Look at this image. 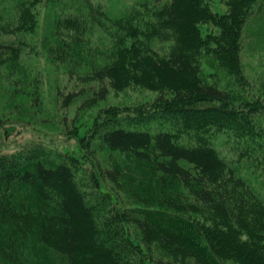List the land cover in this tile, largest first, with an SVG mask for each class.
<instances>
[{
    "label": "trees",
    "instance_id": "1",
    "mask_svg": "<svg viewBox=\"0 0 264 264\" xmlns=\"http://www.w3.org/2000/svg\"><path fill=\"white\" fill-rule=\"evenodd\" d=\"M39 1L17 0L18 26L5 23L6 34L32 30L31 8ZM224 1L221 15L213 12L211 0L138 2L109 21L115 37L101 51L84 38L88 26L108 21L98 7L58 20L57 45L49 54L71 78L88 85L92 94L85 107L104 100L109 88L140 85L157 92L153 111L141 118L157 119V129L120 120L118 109H111L95 118L86 149L95 142L131 154L171 193L159 202L161 208L118 209L101 217L77 179L80 160L50 166L36 158L0 156L2 264L28 262L18 246L25 237L35 238L63 264H173L155 258L153 247L179 264H264V95L247 92L240 58L242 30L258 0ZM204 25L217 26L218 35L203 38ZM23 46L0 42V70L18 71ZM204 57L235 77L238 93L203 82ZM85 90L69 94L64 106ZM213 128L246 140L239 156L262 178V192L241 175L240 164L225 161L211 145L207 133ZM181 135L190 136L188 142ZM102 176L118 185L117 169ZM18 188L31 192L34 209L28 198L18 202Z\"/></svg>",
    "mask_w": 264,
    "mask_h": 264
},
{
    "label": "rangeland",
    "instance_id": "2",
    "mask_svg": "<svg viewBox=\"0 0 264 264\" xmlns=\"http://www.w3.org/2000/svg\"><path fill=\"white\" fill-rule=\"evenodd\" d=\"M141 1L144 0H40L31 8L35 21L33 29L6 34L9 28L7 22H10L11 27L18 26L15 12L17 0H0V42L24 44L18 71L12 75L8 70H0V156L36 158L50 166L64 159L70 163L72 160H80L79 167H74L78 168L77 179L87 201L95 209L98 208L101 217L118 209L145 206L161 208L159 202L171 193L159 186L157 175H151L148 166L131 154L103 148L95 142H91L88 150L85 146L90 143L95 118L111 109H118L120 120L130 122L132 119L140 128L157 129L160 123L157 119L153 122L141 119L142 114L153 111L152 104L157 98V92L140 85H130L120 91L109 88L104 100L85 107L86 98L92 94L88 85L71 78L67 67L55 62L48 48L57 45L55 33L59 19L70 15H85L93 6L98 7L108 21L88 26L84 38L90 41L91 48L105 50L115 37L114 33H110L113 27L109 21L124 15ZM211 1L214 13H226L224 0ZM263 3L264 0H258L252 8L240 40L242 75L250 84L247 92L257 97L264 95ZM202 29L203 38L207 34L218 35L219 32V28L212 25H204ZM153 46L159 48L158 45ZM211 60L209 57L202 59L200 76L203 82L214 83L221 89L238 93L235 77L229 75L227 70L216 67L215 61L209 64ZM84 87L87 91L76 96L65 107V98L72 93L78 94ZM96 88L94 84V90ZM262 127L264 129V122ZM207 136L221 158L240 164L241 175L250 180L257 191L262 192V178L258 173H253L257 171L251 169L252 165L239 156L247 147L246 140H239L232 133L215 128L208 131ZM187 137L190 136L181 135L178 139L188 142ZM106 169H117L118 185L102 176ZM16 194L19 196L18 202L28 198L30 205L33 200V195L26 188L16 189ZM34 205L35 201L32 202V209ZM129 227L133 238L140 244L138 232L131 225ZM18 246L28 258L26 264H63L61 258L51 254L47 247L33 237L21 239ZM151 254L155 258L178 263L163 249L153 247Z\"/></svg>",
    "mask_w": 264,
    "mask_h": 264
},
{
    "label": "bare ground",
    "instance_id": "3",
    "mask_svg": "<svg viewBox=\"0 0 264 264\" xmlns=\"http://www.w3.org/2000/svg\"><path fill=\"white\" fill-rule=\"evenodd\" d=\"M264 4V3H263ZM74 91V90H73Z\"/></svg>",
    "mask_w": 264,
    "mask_h": 264
}]
</instances>
